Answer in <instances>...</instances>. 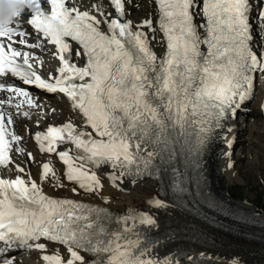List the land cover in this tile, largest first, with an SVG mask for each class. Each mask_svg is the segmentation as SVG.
Listing matches in <instances>:
<instances>
[{
    "label": "snow or ice",
    "instance_id": "1",
    "mask_svg": "<svg viewBox=\"0 0 264 264\" xmlns=\"http://www.w3.org/2000/svg\"><path fill=\"white\" fill-rule=\"evenodd\" d=\"M24 2L31 14L27 24L56 47L54 55L61 66L58 75L49 73L48 79L43 78L29 51L42 45L29 43L33 33L19 22L4 24L0 25V78L11 75L24 85L63 93L72 109L79 111L83 127L69 121L48 127L45 133L37 132L35 139L41 152L58 155L68 181L89 192L103 185L85 165L110 163L122 170L121 176L130 174L133 166L137 175L159 173L161 166L171 163L174 145L203 139L234 116L250 95L251 73L264 71V53L258 57L251 47L254 9L250 0H154L165 37L160 57L149 47L148 34L139 30L154 32L151 20L136 25L137 30L131 20L121 22L126 0H109L117 15L103 20L69 6L72 0ZM257 7L255 18L262 22L257 27L264 30V0ZM197 17L203 18L199 25ZM102 23L106 32L100 29ZM69 41L78 47L73 49ZM73 52L77 60H84L82 66L73 60ZM0 91L11 94L0 98V109L4 105L17 110L37 106L24 88L0 82ZM12 123L11 113L0 110V167L11 163V144L22 139L8 130ZM67 144L74 146L75 154L72 148L57 151ZM27 156L32 158L31 153ZM17 171L25 170L17 166ZM50 176L55 177L53 168L43 163L41 180ZM118 178L111 177L113 183ZM154 203L165 206L159 200ZM104 212L70 199L50 198L35 180L26 181L20 175L0 178V242L4 244L0 264H13L6 253L15 247L46 251V245L39 242L42 238L64 245L68 251L66 260L58 252L43 255L46 264H84L79 250L108 253V264H153L143 258L149 245L141 250L139 234L135 239L123 235L133 230L128 218H123V231L113 233L105 224L109 217ZM139 223L155 226L156 221L141 215Z\"/></svg>",
    "mask_w": 264,
    "mask_h": 264
},
{
    "label": "bare ground",
    "instance_id": "2",
    "mask_svg": "<svg viewBox=\"0 0 264 264\" xmlns=\"http://www.w3.org/2000/svg\"><path fill=\"white\" fill-rule=\"evenodd\" d=\"M252 1L254 7L259 3V0ZM72 2L81 9L88 10L101 20L105 16H110V7L106 0H72ZM97 6L99 7L97 8ZM101 13L104 15H101ZM256 13V9L251 13L253 29L251 44L253 48L257 47L259 49L260 54L264 51V30L257 27V25H262V22L255 18ZM126 15L133 21L134 26L139 25L140 22L146 19L153 22L152 28L155 31L146 29L149 32L150 39L153 35L155 36V40H151L153 51L158 57L162 56L164 52L163 36L156 24L159 15L155 4L149 0H127ZM196 22L199 25L203 22V18L197 17ZM102 25L104 26L103 23ZM200 31L203 32V30ZM47 47L51 51L53 50L51 44H48V46L43 45L38 50L40 53H44L41 54V58L44 62L43 70L46 74L51 68H55L57 63L56 58L48 53ZM74 59L79 64L83 63L82 59L77 60L75 54ZM32 89L37 90L38 87L33 86ZM252 92L251 97L260 94L259 103L251 106L250 103L253 101L248 98L242 103L234 116L227 117L223 121V126L215 129L212 141L205 153L204 168L209 187L216 196L237 208L260 211L256 209L257 205L248 199H236L231 196L222 182L223 177H226L229 183H244L247 180L245 177L253 178L255 176L257 179L258 177H264V157L260 154V150L264 149V107L261 104L264 94V71L257 73V83ZM51 101L52 104L50 105L54 106L55 111L49 117L61 121L70 118L81 125L82 120L77 119L78 112L72 109L69 101L59 96L51 98ZM251 117H254V119ZM247 119L251 121L248 123V133L246 132ZM251 130H253L252 133ZM21 142L24 143L23 140ZM235 145H238V149L236 155H233ZM251 145L256 146L254 151L249 149ZM250 154H253L254 159L245 164L248 165L247 168L244 165L245 177H241L236 163L241 162L245 156L250 157ZM86 169L89 172L93 171L88 167ZM255 169L257 170L256 175ZM54 172L55 177L50 176L48 180L39 182L43 188L42 190L54 196L61 193L69 195L70 191L76 188V183H67L61 173ZM98 177L103 187L97 188L90 194L81 191L80 196H86L88 199L101 203L109 201L108 197H111L112 201L118 198L121 201L120 204L126 203L125 207L121 208L127 212L131 208H137L149 213L156 221L150 232L162 237L163 242L167 245L161 248L169 254L172 253L175 245L180 242L179 240H173L177 237H186L192 241L190 243L191 251L183 259H187L189 256L193 259V264H221L224 262L233 263L234 261L237 264H264V234H254V237L247 234L246 236L240 235L245 226L241 220L208 207L196 196L190 199V211H188L175 199L174 190L169 185L164 187L157 180L144 179L135 182L123 179L121 182L112 185L105 172L98 173ZM58 183H62L63 187L56 186ZM155 197L160 199L165 206L157 207L155 203L151 202V199ZM197 235L203 238H196ZM16 255L18 264H31L38 260V252L28 247H24Z\"/></svg>",
    "mask_w": 264,
    "mask_h": 264
},
{
    "label": "rangeland",
    "instance_id": "3",
    "mask_svg": "<svg viewBox=\"0 0 264 264\" xmlns=\"http://www.w3.org/2000/svg\"><path fill=\"white\" fill-rule=\"evenodd\" d=\"M259 98V97H258ZM253 102L250 103L251 106H253L254 104L257 105L258 104V100H252ZM250 118V117H248ZM254 119V117H251ZM250 119H247V127H246V132L248 133V123H250ZM253 130H251L252 133ZM248 135V134H247ZM262 145V143H261ZM259 145V146H261ZM255 145H251V148H249L250 150L254 151L255 149ZM237 149H238V145L233 147V155H236L237 153ZM261 151V156L263 155L264 157V149L260 150ZM253 154H250V157H246L244 159H242L241 162L236 163L237 169H239L240 172V176L241 177H245L243 169H244V165L246 163H248L249 161H251V159L253 160L254 157L252 156ZM253 157V158H252ZM246 160V161H245ZM248 165H245V168H247ZM255 175L257 174V170L255 169ZM247 180L246 182H233V183H229L226 177L222 178V182L224 184L225 189H228L229 193L231 196H233L236 199H248L249 201H251L252 203H255L257 205L258 210L264 212V177H258V179L254 176L252 177H245ZM254 179V180H253ZM86 197V196H85ZM87 198V197H86ZM121 201L118 200V198L114 199L113 201L109 202L108 205L112 206V208H121V207H125L126 203H122L120 204ZM137 203V202H135ZM110 206V207H111ZM115 208V209H116ZM249 256V255H248Z\"/></svg>",
    "mask_w": 264,
    "mask_h": 264
},
{
    "label": "clouds",
    "instance_id": "4",
    "mask_svg": "<svg viewBox=\"0 0 264 264\" xmlns=\"http://www.w3.org/2000/svg\"><path fill=\"white\" fill-rule=\"evenodd\" d=\"M25 8L24 0H0V25L15 23Z\"/></svg>",
    "mask_w": 264,
    "mask_h": 264
}]
</instances>
